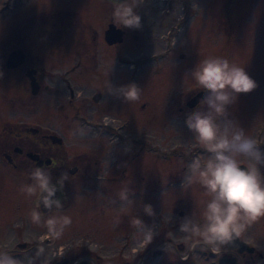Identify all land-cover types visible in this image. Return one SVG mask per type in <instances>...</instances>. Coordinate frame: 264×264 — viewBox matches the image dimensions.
Instances as JSON below:
<instances>
[{
  "label": "flooded vegetation",
  "instance_id": "1",
  "mask_svg": "<svg viewBox=\"0 0 264 264\" xmlns=\"http://www.w3.org/2000/svg\"><path fill=\"white\" fill-rule=\"evenodd\" d=\"M108 2L112 7L100 16L102 23L96 27L80 28L60 18L51 21L50 27L39 28L37 38L23 35L26 42L48 44L45 47H51L53 58L62 56L67 43H74L71 49L77 63L72 67L42 69L38 53L16 47L24 50V59L10 69L6 60L14 49L5 57L0 54L25 95L47 92L53 119L46 128L22 122L13 125L14 130L0 121V231L7 227L17 238L25 236L0 246H16L17 261L23 264H39L26 256V248L53 246L46 226L54 216L52 209L41 204L38 211L45 218L35 224L31 214L37 197L21 194L22 183H33L29 174L40 166L50 171L53 183L67 172L68 179L62 189L58 186L55 197L61 202L65 197V207L72 203V196L65 195L70 186L87 188L94 197L105 194L113 202H126V225L113 221L107 238L117 243L122 233L127 246H112L111 264H264V217L255 221L262 226L253 222L236 241L224 245H210L195 233L179 230L186 216L203 225L202 213L210 199L201 184L189 185L184 179L193 159L204 163L209 155L185 123L192 111H207L200 103L205 92L190 74L204 59L226 58L244 67L256 81L253 91L239 94L229 106L228 118L264 150V55L260 50L264 0H146L136 9L140 29L119 26L113 18L116 4ZM98 11L102 14V8ZM252 27L260 35L247 34ZM118 29L122 35L110 43L108 31ZM111 56L120 69L105 65ZM32 77L37 93H33ZM133 84L140 89L139 99L128 101L125 91ZM71 138L80 146H70ZM260 170L264 174V166ZM7 171L19 178L12 181L9 195L1 180ZM124 190L127 200L121 197ZM147 204L154 215L145 213ZM134 217L152 229L151 242L144 239V229L132 226ZM38 228L47 233L41 245L33 231ZM242 241L246 246H233ZM45 257L47 264H53L54 253L49 249ZM64 261L70 263L65 259L56 264Z\"/></svg>",
  "mask_w": 264,
  "mask_h": 264
},
{
  "label": "clouds",
  "instance_id": "2",
  "mask_svg": "<svg viewBox=\"0 0 264 264\" xmlns=\"http://www.w3.org/2000/svg\"><path fill=\"white\" fill-rule=\"evenodd\" d=\"M116 7L113 11L115 22L129 29L142 27L141 16L136 9L141 0H113ZM191 77L204 90L205 95L200 103L207 111L195 110L187 115L185 123L196 141L209 154L206 162L193 159L188 165L185 182L201 184L209 201L202 213L203 225L194 222L193 218H183L179 230L195 233L210 245H224L233 242L253 222L264 217V150L257 141L246 135L245 130L228 118V108L234 104L239 94L250 93L258 85L246 72L244 67L231 63L222 57H208L192 71ZM140 89L131 85L125 91L128 101L139 99ZM244 158L247 166H242ZM33 183L24 185L21 191L27 196H36L35 209L31 214L32 222L40 224L42 213L38 211L42 204L51 210L62 207L56 197L58 186L63 188L68 179L67 172L52 182L50 171L37 166L29 174ZM127 200L126 190L121 193ZM131 203V201H129ZM147 215H154L150 204L144 206ZM72 223L71 217H50L46 221L49 231L60 238L66 227ZM132 226L144 229V239L151 242L153 231L140 218L134 217ZM38 249L37 255L42 254ZM0 264H17L15 258L6 252H0Z\"/></svg>",
  "mask_w": 264,
  "mask_h": 264
},
{
  "label": "rangeland",
  "instance_id": "3",
  "mask_svg": "<svg viewBox=\"0 0 264 264\" xmlns=\"http://www.w3.org/2000/svg\"><path fill=\"white\" fill-rule=\"evenodd\" d=\"M143 1L146 0H141V2ZM100 3L102 6H97ZM108 3L107 0H0V54L5 57L7 51L21 47L29 54L38 53L41 56L42 69L51 70L52 67L60 66L72 67L77 63V58L71 49L74 43H67L68 48H65L62 56L53 58L50 57L51 47H45L49 46L48 44L41 40L26 42L27 37L25 38L23 35L37 38L36 35L40 33L38 32L39 28L50 27L51 21L60 18L68 20L66 22L68 25L74 24L80 28L85 26L90 28L91 24L96 27L102 23L103 13L110 11L112 6H108ZM98 7L102 8L100 15ZM246 33L252 36L260 35L259 32L254 31V27L247 30ZM262 35H264V30ZM260 50L264 55V45ZM105 61V65L110 64V66H117L118 69L121 68L116 64L114 56L108 57ZM120 61L126 62V60ZM122 67L127 68V65ZM18 85L13 79V71L9 72L5 64L0 61V121H6L8 129L13 130V125H20L22 122L46 128L53 121L50 116L52 108L47 92L42 91L36 96L31 93L25 95V91ZM70 146L79 147L80 145L78 141L71 138ZM1 178L5 182L3 190L6 189V194L9 195V189L13 185L12 181L17 177L7 171ZM24 185L22 183V186ZM65 191L66 196H72V203L65 207L66 198L64 197L61 208H52L53 217L59 219L62 216H69L72 220L71 225L65 228L60 238H56L49 232L54 243L53 246H40L43 248L42 254L37 255L39 248L32 246L26 248V256L31 260L33 256L39 264L42 262L47 264L48 258L45 257V254L49 249L50 254L54 253L53 264L65 259L70 260L69 264H81L82 261H87L89 264H111L109 258L112 246H127L125 235L122 233L118 235L117 243L107 238L113 221L121 223L120 226L126 225V202H113L105 194L94 197L87 188L83 187L70 186ZM21 194L23 197L27 196L22 191ZM28 198L31 197L28 196ZM42 216L44 219L43 213ZM255 225L259 227L258 225L262 226V223L259 222L257 225L255 222ZM4 226H6L5 223ZM33 231L38 235V244L41 245L40 241L47 235L46 230L38 228ZM23 238L25 236L17 238V235L7 227L0 231V242L2 243H14L23 240ZM15 249L16 246H0V252L8 253L17 261L18 254L14 253ZM17 264L23 263L17 261Z\"/></svg>",
  "mask_w": 264,
  "mask_h": 264
},
{
  "label": "water",
  "instance_id": "4",
  "mask_svg": "<svg viewBox=\"0 0 264 264\" xmlns=\"http://www.w3.org/2000/svg\"><path fill=\"white\" fill-rule=\"evenodd\" d=\"M108 1L113 2V0H108ZM122 33L123 32L120 29H118L117 31L111 30L110 33L108 31L107 40L110 43L115 42L117 40V37L122 35ZM24 55H25L24 50L14 49L13 51L10 52V54L6 60V66L10 69L18 67L20 65V63L22 62V60L24 59ZM31 86L33 88V93H37L38 86H37L35 78H33V77L31 78ZM242 166L246 167L245 165H242ZM234 241H236V239ZM233 246H246V243L243 241L242 242H236ZM67 263H68L67 261H64L62 264H67ZM82 264H88V262L83 261Z\"/></svg>",
  "mask_w": 264,
  "mask_h": 264
}]
</instances>
